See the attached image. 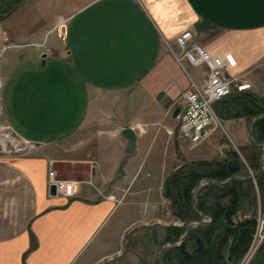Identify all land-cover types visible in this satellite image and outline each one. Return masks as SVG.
I'll use <instances>...</instances> for the list:
<instances>
[{
  "label": "crops",
  "instance_id": "1",
  "mask_svg": "<svg viewBox=\"0 0 264 264\" xmlns=\"http://www.w3.org/2000/svg\"><path fill=\"white\" fill-rule=\"evenodd\" d=\"M29 2L41 15L32 31L50 35L49 53L30 58L44 67L50 63L65 67L51 72L48 91L61 92L72 103L74 94L86 101L82 109L71 104L76 117L44 120L46 109L42 105L29 109V101L42 100L39 86L47 83L38 77V85L22 88L20 81L7 79L13 85L0 97L2 123L16 135L11 139L22 143L23 149L15 152H25L26 141L34 148L26 156L0 157V264H136L137 247L130 251L126 242L149 224L151 200L144 201L143 219L124 220L118 248L107 252V243L100 242L84 255L134 182L142 167L136 160L140 151L148 152L153 142L161 141L157 162L162 172L166 153L175 150L174 139L183 144L176 133L180 118L175 115L185 106L181 93L191 82L202 85L208 69L177 62L181 53L177 37L192 30L196 44L222 58L229 75L247 80L252 86L248 93L264 98V0ZM48 12L54 16L50 26H38ZM204 20L215 27L198 30L196 25ZM23 37L35 39L38 33ZM26 46L31 45L11 43L2 52ZM36 112L41 119L35 118ZM246 122V117L222 120V128L237 146L250 144L239 141L244 135L249 140L251 125ZM129 127L137 136L134 156H129L130 142L123 135ZM6 143L4 139L3 149ZM221 149L226 153L228 142ZM51 167L59 178L70 180L73 195H50Z\"/></svg>",
  "mask_w": 264,
  "mask_h": 264
},
{
  "label": "rangeland",
  "instance_id": "2",
  "mask_svg": "<svg viewBox=\"0 0 264 264\" xmlns=\"http://www.w3.org/2000/svg\"><path fill=\"white\" fill-rule=\"evenodd\" d=\"M39 11L40 9L34 8L33 2L30 4L29 0H0V68H2V70L0 69V97L3 94L5 87L9 90L10 85H13V82H11V84L8 83L7 79L9 77L12 80L20 81L22 88H27V84L30 86H34L35 84L38 85L35 80H38L37 78L39 77V79L42 80L41 82L44 80V83H47L46 86H39V90H42L43 97L42 100L38 99L36 101H34L36 98L34 100L31 98L29 101V109L35 107L34 105L40 107L42 105L47 111V113L44 112V114L46 113V116L44 115V120H68L72 117V115L76 117L77 113L75 110L76 107H74L75 105L73 108L71 104H78V106L82 109L86 100L81 95L78 94V96L77 94H74L73 97H75V101L72 103V98L68 100V97L65 94H60L61 92L55 93L54 95L50 93L48 91V77L52 71H64L65 67L60 64H55L53 66L51 63L44 67L40 60L30 58L31 56L48 54L50 48V35L45 34V36H42L39 32L34 30L32 31L31 29V27L36 24V21L41 18ZM42 15H44L42 16L43 23L38 24V26L46 25V27H49L54 16L49 14V12ZM31 33H38V37H35V39L33 38L34 36L26 38L23 37V35L27 36ZM52 36H54V34ZM42 38L44 40L39 45ZM11 43H22L23 45L28 44L31 46L10 48L2 52V50L5 49L4 45H9ZM8 61H10L11 64L9 67H6ZM196 70L201 73L202 68H197ZM32 76H34V78H32ZM232 109V111L236 112L235 107H232ZM35 114V118L39 119L40 115L37 112ZM228 118L231 119V117ZM228 118L220 119L226 120ZM4 119L5 118L3 116H0V137H3L7 143L5 149L0 146V157L16 158L26 156L28 151L32 150L34 147L30 149L28 142L25 140V147L27 146L26 151L15 152L23 149V146L18 138L13 140L11 139L16 135L12 133L13 131H11V128L2 123ZM8 121L10 123H14L12 120ZM20 121L22 122V126L28 127L26 120ZM253 121V119L247 118L246 125L250 126ZM178 122H180V120ZM176 133H178V129L176 130ZM229 137L230 134H228V131H224L223 128H220L207 141L195 148H191L188 144L181 145L174 139L175 150H173L174 148L171 149L170 155L169 153H166L167 157L165 158V168L162 172H160L161 166L157 162L162 155H160L163 145L162 142H153L148 152L141 150L139 155L136 157V160L142 163L141 169L136 174L134 182L129 186L121 204L118 206V209L113 213L111 219H109L103 226L96 241L91 245L84 256H87V254L94 248H97L100 242L107 243V252L118 248L120 246L119 236L120 233L123 232L122 227L124 225V220L126 218H131L134 221L143 219L144 201L149 202L151 200L153 205L152 210L146 213V215L149 216V224L139 227L137 235L127 239L126 246L128 247V250L130 249V251L137 247V251H135L137 257L136 264H160V255L163 246L172 241H177L175 243H178L185 235L184 233H181V236L177 238L174 234H172L168 241L167 232L169 229L172 230L174 227L180 229L186 228L187 225L186 222H182L178 217H176L171 200L167 199L163 195V183L167 177H172L174 181V176L176 175L184 176L192 171L204 172L205 170L202 166L203 163L215 160L221 161L226 158V154L222 152L221 148L222 145L227 142L230 149H225L224 152H227L228 150L236 151L247 166V174L253 175L252 170L248 166V161L253 154L250 139L248 140L245 135L243 139H239V141H244L246 144L250 142L249 145L243 147L232 143ZM236 142L238 143V141ZM263 163L264 146L261 154V166ZM63 176L66 177V175ZM76 176L78 179H81L82 177L80 174H77ZM207 186H209L208 182L203 181L194 191L195 205L196 197L204 194ZM258 195L259 194L257 192V196ZM212 199L213 198H209V203L213 202ZM259 199L257 208H255V206L251 207L248 202H245L242 210L235 218L237 221H244L246 219L256 217V232L258 229V221H260V219L264 221V202L262 201V198L261 200ZM223 202L227 203V200H224ZM189 215L193 217V214L190 213V211ZM200 220H205L208 223L210 222V218L208 217L200 218ZM199 226L200 224L195 223L191 229H198ZM263 242L264 239L261 241L260 247ZM171 248V246H168L167 250H171ZM194 249V241H188L186 251L192 254ZM259 249L249 264H252V261L256 258L261 260V263H264V258L262 257V253H260ZM182 258L183 257H181L180 254L174 252L171 257L167 258L166 261L163 260L161 264H183Z\"/></svg>",
  "mask_w": 264,
  "mask_h": 264
},
{
  "label": "trees",
  "instance_id": "3",
  "mask_svg": "<svg viewBox=\"0 0 264 264\" xmlns=\"http://www.w3.org/2000/svg\"><path fill=\"white\" fill-rule=\"evenodd\" d=\"M232 107H235L236 112L232 111ZM214 109L221 119L247 117L254 120L264 114V98H258L248 92L234 94L216 104ZM253 136L260 145L251 144L253 154L248 166L253 174H256L261 168L264 116L255 122ZM225 154L226 158L221 161L203 163L204 172L192 171L184 176L176 175L174 181L169 176L164 181L163 195L171 200L174 213L182 222L188 224L192 221H201L202 216L211 219L209 223L200 224L198 229H191L187 241L181 247L167 250L164 261L176 252L183 257V264H239L249 251L257 228L256 217L244 221H237L235 218L245 202L255 208L258 206L259 198L264 202V170L255 180L238 178L220 186L217 182H226L241 174L250 175L247 174V166L236 151L228 150ZM203 181L208 182L209 186L204 194L196 197V208L201 216L193 206L192 197ZM209 198H213L212 203H209ZM224 200H227V203H224ZM189 211L194 218L189 215ZM186 230L187 225L186 228L169 229L167 240L169 241L172 234L179 238ZM188 241H194L195 249L192 254L186 251ZM259 251L264 258V242Z\"/></svg>",
  "mask_w": 264,
  "mask_h": 264
},
{
  "label": "built area",
  "instance_id": "4",
  "mask_svg": "<svg viewBox=\"0 0 264 264\" xmlns=\"http://www.w3.org/2000/svg\"><path fill=\"white\" fill-rule=\"evenodd\" d=\"M181 53L177 62L188 61L194 67L205 66L208 75L202 85L191 82L189 88L181 93L185 106L179 113L178 138L181 143L195 148L207 141L222 128V120L214 106L222 100L251 90V84L239 75H229L226 64L220 57L212 56L202 45L194 41L192 30H186L177 37ZM49 185H55L57 195L69 197L74 194L71 183L59 179L51 167L48 173ZM264 239V221H258V229L253 236L251 247L240 264H248L258 251Z\"/></svg>",
  "mask_w": 264,
  "mask_h": 264
},
{
  "label": "water",
  "instance_id": "5",
  "mask_svg": "<svg viewBox=\"0 0 264 264\" xmlns=\"http://www.w3.org/2000/svg\"><path fill=\"white\" fill-rule=\"evenodd\" d=\"M214 27H215V26L211 25V24L209 23V21H207V20H204V21H202L201 23H198V24L196 25V28H197L198 30H208V29H213ZM175 115L178 116V115H179V111H177V112L175 113ZM263 116H264V114H261V115L257 116V117L254 119V121H253V123L251 124V126L249 127V129H248L249 139H250V141H251L253 144H258V145H260L259 143H257V142L255 141V139H254V137H253V128H254L255 122H256L259 118H261V117H263ZM123 135H124V136L129 140V142H130V154H129V156H134V155L136 154V152H137V143H136V141H137V136H136L135 131H134L132 128H130V127H129V128H125V129L123 130ZM261 146H264V143L261 144ZM263 170H264V163L262 164L260 170H259L256 174H253V175H245V174H241V175H237V176L232 177L231 179H229V180L226 181V182H217V183H218L220 186H223V185H226V184L232 182L233 180H235V179H237V178H245V179H246V178H251V179H255V178H257V176H258ZM50 195H51V196H57V190H56V186H55V185H51V186H50ZM192 201H193V206H194L196 212H197L198 214H200V212L198 211V209L196 208V205H195V194H193ZM200 215H201V214H200ZM201 216H202V215H201ZM205 217H207V216H202V218H205ZM208 218H209V217H208ZM210 221H211V219H210ZM195 223H197V224H205V223H208V222H206L205 220L189 222V223L187 224V230H186V233H185V235L183 236V238H182L181 241H179L178 243H166V244L163 246L162 251H161V255H160V264H161V263L163 262V260H164V255H165V252H166L167 247H168V246H171V247H174V248L181 247V246L187 241V239H188V237H189V234H190V231H191V228H192V226H193Z\"/></svg>",
  "mask_w": 264,
  "mask_h": 264
},
{
  "label": "bare ground",
  "instance_id": "6",
  "mask_svg": "<svg viewBox=\"0 0 264 264\" xmlns=\"http://www.w3.org/2000/svg\"><path fill=\"white\" fill-rule=\"evenodd\" d=\"M64 21V20H63ZM60 23H62V20L60 21ZM0 146L3 147L4 146V139L2 137H0Z\"/></svg>",
  "mask_w": 264,
  "mask_h": 264
}]
</instances>
